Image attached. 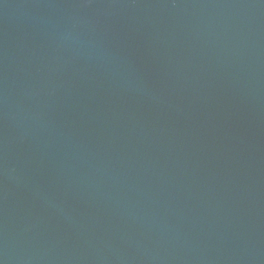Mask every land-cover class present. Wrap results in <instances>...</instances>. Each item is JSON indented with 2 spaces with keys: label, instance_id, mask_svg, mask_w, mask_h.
<instances>
[{
  "label": "water",
  "instance_id": "1",
  "mask_svg": "<svg viewBox=\"0 0 264 264\" xmlns=\"http://www.w3.org/2000/svg\"><path fill=\"white\" fill-rule=\"evenodd\" d=\"M0 264H264V0H0Z\"/></svg>",
  "mask_w": 264,
  "mask_h": 264
}]
</instances>
